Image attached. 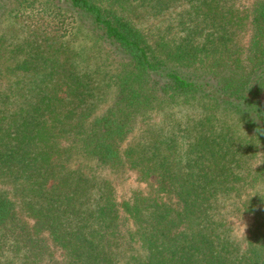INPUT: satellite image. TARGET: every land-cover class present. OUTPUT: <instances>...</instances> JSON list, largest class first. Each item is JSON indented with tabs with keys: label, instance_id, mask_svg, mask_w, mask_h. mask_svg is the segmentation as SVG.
<instances>
[{
	"label": "trees",
	"instance_id": "trees-1",
	"mask_svg": "<svg viewBox=\"0 0 264 264\" xmlns=\"http://www.w3.org/2000/svg\"><path fill=\"white\" fill-rule=\"evenodd\" d=\"M0 264H264V0H0Z\"/></svg>",
	"mask_w": 264,
	"mask_h": 264
},
{
	"label": "rangeland",
	"instance_id": "rangeland-1",
	"mask_svg": "<svg viewBox=\"0 0 264 264\" xmlns=\"http://www.w3.org/2000/svg\"><path fill=\"white\" fill-rule=\"evenodd\" d=\"M112 179L114 180L119 198L121 200L128 199L131 196L133 190L144 189L145 187V185L137 181V174L131 172L127 173L123 178H120L118 176H112ZM249 223L250 221L248 219L242 222L241 225H246L245 230H247Z\"/></svg>",
	"mask_w": 264,
	"mask_h": 264
},
{
	"label": "clouds",
	"instance_id": "clouds-1",
	"mask_svg": "<svg viewBox=\"0 0 264 264\" xmlns=\"http://www.w3.org/2000/svg\"><path fill=\"white\" fill-rule=\"evenodd\" d=\"M246 225L239 226V232L241 235H245Z\"/></svg>",
	"mask_w": 264,
	"mask_h": 264
}]
</instances>
